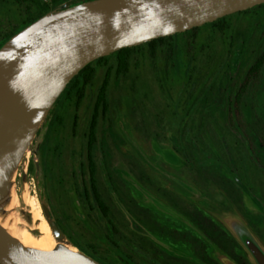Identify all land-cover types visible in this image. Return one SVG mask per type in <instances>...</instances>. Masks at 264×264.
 I'll return each instance as SVG.
<instances>
[{
	"label": "rangeland",
	"instance_id": "obj_1",
	"mask_svg": "<svg viewBox=\"0 0 264 264\" xmlns=\"http://www.w3.org/2000/svg\"><path fill=\"white\" fill-rule=\"evenodd\" d=\"M6 14L5 9L0 7V18ZM7 17L15 22L17 18L13 8L9 9ZM224 23L229 30L223 37L203 27L200 36L206 48L197 49L196 45L199 52L194 51L191 56L185 55L183 40L176 38L174 57L166 70L159 58L154 63L146 60L137 67L130 65L124 76H116L111 70L105 96L106 110L103 113L98 111L92 149L96 184L109 209L106 217L98 211L89 188L86 134L97 91L107 68H113V59L96 66L91 86L85 88L82 100L75 106L73 103L66 104L60 95L40 125L16 172L12 192L14 204L10 210L14 225L30 228L38 236L36 222L32 220L26 203L33 197L39 203L43 197L52 217L71 242V248L79 250L72 244L73 240H77L99 255L103 256L108 249H117L121 256L127 255L134 260L130 221L107 194V176L118 198L131 209L134 181L139 175V157L156 165L155 162L160 159L171 162L172 154L162 148L171 147L189 160L187 165L178 168L177 174L189 177L190 182L204 183L205 187L209 184L205 181L209 175L224 179L226 174L222 166L211 165L210 162L219 160L226 164L236 175V180L228 182L234 187L235 205L230 210L222 209V226L234 237L225 217L236 215L256 241L264 243V171L249 160L246 144L240 135L234 129L223 126L220 110L227 70L217 74L216 79L210 78L218 61L222 65L229 62L228 40L236 30H249L245 49L235 59L237 74H241L251 62V49L264 36V8L232 14ZM207 56L212 58L211 63ZM192 59L196 61L191 62ZM205 85L212 86L207 105H199L186 115L188 97ZM212 104L218 109L211 108ZM241 111L248 125L247 132L252 131L249 125L256 118L260 119L264 128V66L258 81L249 86ZM181 117H185L184 122H180ZM56 118H61L60 124H57ZM180 146L186 153H182ZM255 148L264 166V150L257 143ZM28 163L31 165L29 168ZM145 169V165L141 166L142 174ZM196 176L198 180L194 179ZM247 187L251 188V193ZM83 188L88 193L84 197ZM206 190L215 191L207 187ZM72 191L76 194L74 204L86 216L91 228H86L75 215L70 199ZM220 192L223 202V190ZM112 228L117 232H113ZM99 239L113 243H100Z\"/></svg>",
	"mask_w": 264,
	"mask_h": 264
},
{
	"label": "water",
	"instance_id": "obj_2",
	"mask_svg": "<svg viewBox=\"0 0 264 264\" xmlns=\"http://www.w3.org/2000/svg\"><path fill=\"white\" fill-rule=\"evenodd\" d=\"M262 4L264 0L66 2L8 38L0 46V264H102L71 248L43 197L41 212L56 243L51 251L24 247L2 225L13 224L12 192L23 158L47 114L81 70L122 49ZM127 218L133 228L132 218ZM225 222L252 264H264V250L248 227L236 215L225 217Z\"/></svg>",
	"mask_w": 264,
	"mask_h": 264
},
{
	"label": "flooded vegetation",
	"instance_id": "obj_3",
	"mask_svg": "<svg viewBox=\"0 0 264 264\" xmlns=\"http://www.w3.org/2000/svg\"><path fill=\"white\" fill-rule=\"evenodd\" d=\"M87 1L90 0H65L64 3L70 2L71 5H75ZM162 148L172 154L171 162L160 159L155 162L156 165L138 156L139 175L134 181L135 193L131 201L133 228L129 222L135 254V259H131L132 263L252 264L228 229L222 226L220 219L222 209L230 210L235 205L234 187L228 182L231 179L236 180V175L231 173L222 161H211V165L222 166L226 174L223 175L225 180L214 174L206 177L205 181L209 183L206 186L207 189L215 190L208 191L204 183L190 182L189 177L178 175V168L187 165L189 160L177 154L171 147ZM180 148L182 153H186L182 146ZM29 164L28 168L33 166V162ZM144 165L146 169L142 174L141 166L144 167ZM197 177L194 179L198 180ZM88 180L92 197L91 186L102 205L99 209L94 201L98 211L101 215L108 216L109 209L105 203V197L102 192H99L96 184L95 168L93 175H88ZM107 180V194L111 195L116 207L128 219L124 207L128 206L118 198L112 184H109L108 176ZM221 189L224 195L223 202L220 199ZM247 189L251 193V188L247 187ZM82 194L83 197L87 196V190L83 188ZM71 196L75 197L76 194L72 191ZM72 206L79 221L86 228H91L78 206L74 202ZM54 221L60 228L58 222L55 219ZM112 231L117 232L115 228H112ZM99 240L100 243L110 242L105 239ZM260 244L264 248V243ZM84 248L102 264H122V259L127 257V255L121 256L117 249H108L102 256L87 247Z\"/></svg>",
	"mask_w": 264,
	"mask_h": 264
},
{
	"label": "trees",
	"instance_id": "obj_4",
	"mask_svg": "<svg viewBox=\"0 0 264 264\" xmlns=\"http://www.w3.org/2000/svg\"><path fill=\"white\" fill-rule=\"evenodd\" d=\"M64 1L65 0H0V7L5 9V14H8L9 9L13 8L17 18L15 22L11 20L10 17H7V14L0 18V46L13 34L35 21L50 9L63 4ZM261 8H264V4L255 6L242 12H238L237 14H245L250 10H259ZM227 17L198 28H193L181 34L155 39L145 44L122 49L109 56L100 58L81 70L79 74L68 84L61 95L64 97L66 104L73 103L75 106L82 100L85 88L91 86L96 74V66L107 64L109 58L113 59L114 66L113 68H107L101 85L97 91L93 112L86 134V161L89 176L93 175L95 168L92 159V149L95 143L96 118L98 111L103 113L106 110L105 96L106 89L109 84L111 70L116 76H124L129 71L130 65L137 67L140 62H144L146 60L149 63H154L158 58L162 60V64L164 66L163 69L166 70L167 67L171 65L174 57L176 38H181L183 40L185 49L184 53L187 56H191L192 52H199L195 48L196 45L198 46L197 49L206 48L202 42L203 39L200 36V30L203 27H208L213 33H216L219 37H223L229 30L227 24L224 23ZM248 38L249 30H236L230 35L228 40L229 49L227 52L229 55L227 56L229 62L227 65H222V62L218 61L217 64H215L217 67L212 71L210 78L211 80L212 78L216 79L222 71L224 73V71L227 70L224 73L225 85L222 89L223 95L221 96L223 106L220 111L222 115L223 126L227 129H234L236 133L240 135L246 144L249 160L252 162V164H255L259 170L264 171V166L260 160V157L257 155L258 150L255 148L257 143L259 148L264 150V128L260 119L256 118L249 125L252 131L250 133L247 132L246 128L248 125L245 123L241 111L243 98L249 86L258 81L261 70L264 66V36L259 40L258 44H256V46L251 49L252 60L241 74H237V70L235 69L234 65V61L238 58L239 53L245 49ZM207 58L211 63L212 58L210 56H207ZM194 61H196V59L191 60V62ZM211 88L212 86L205 85L201 87L197 93L195 92L188 97V100L186 101V115H189L191 112L195 111L199 105H207V97L210 95L209 93ZM211 108L214 110L218 109L214 104H212ZM56 121L57 124H60L61 118H56ZM184 121L185 117H181L180 122ZM91 189L93 192V199L97 207L101 209L102 205L94 191L93 186H91ZM70 199L71 203H73L74 197L71 196ZM124 207L126 217L129 216L132 218L131 209L126 206ZM72 244L83 253L94 258L92 254H90L78 241L73 240ZM122 264L133 263L131 258L127 256L126 258L122 259Z\"/></svg>",
	"mask_w": 264,
	"mask_h": 264
},
{
	"label": "bare ground",
	"instance_id": "obj_5",
	"mask_svg": "<svg viewBox=\"0 0 264 264\" xmlns=\"http://www.w3.org/2000/svg\"><path fill=\"white\" fill-rule=\"evenodd\" d=\"M33 197V196H32ZM14 204V198L11 205ZM27 206L29 207V213L34 222H36L35 229L39 232V235H34L30 228H19L13 224L11 226H6L2 224L8 232L15 237L20 244L24 247L38 249L42 251H51L56 243L52 237L49 226L44 219L39 203L34 197L27 201Z\"/></svg>",
	"mask_w": 264,
	"mask_h": 264
}]
</instances>
